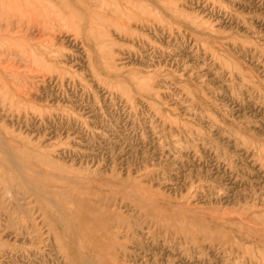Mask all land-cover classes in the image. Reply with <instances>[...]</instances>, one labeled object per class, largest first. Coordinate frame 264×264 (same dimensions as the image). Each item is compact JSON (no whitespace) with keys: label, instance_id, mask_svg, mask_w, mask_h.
<instances>
[{"label":"rangeland","instance_id":"1","mask_svg":"<svg viewBox=\"0 0 264 264\" xmlns=\"http://www.w3.org/2000/svg\"><path fill=\"white\" fill-rule=\"evenodd\" d=\"M0 264H264V0H0Z\"/></svg>","mask_w":264,"mask_h":264},{"label":"bare ground","instance_id":"2","mask_svg":"<svg viewBox=\"0 0 264 264\" xmlns=\"http://www.w3.org/2000/svg\"><path fill=\"white\" fill-rule=\"evenodd\" d=\"M139 12V11H138ZM101 23V22H100Z\"/></svg>","mask_w":264,"mask_h":264}]
</instances>
